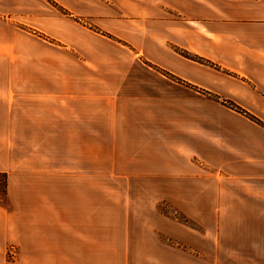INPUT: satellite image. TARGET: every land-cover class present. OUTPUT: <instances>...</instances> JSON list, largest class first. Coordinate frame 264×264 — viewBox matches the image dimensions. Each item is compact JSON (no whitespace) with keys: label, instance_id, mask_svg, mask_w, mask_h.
<instances>
[{"label":"crops","instance_id":"1","mask_svg":"<svg viewBox=\"0 0 264 264\" xmlns=\"http://www.w3.org/2000/svg\"><path fill=\"white\" fill-rule=\"evenodd\" d=\"M48 1L0 0V39L19 52L0 80V264L12 244L15 264H100L101 191L86 208L71 174L101 182L103 167L117 183L180 185L141 224L127 194L110 264H182L187 251L186 263L264 264V0ZM17 30L49 50L27 52Z\"/></svg>","mask_w":264,"mask_h":264},{"label":"rangeland","instance_id":"2","mask_svg":"<svg viewBox=\"0 0 264 264\" xmlns=\"http://www.w3.org/2000/svg\"><path fill=\"white\" fill-rule=\"evenodd\" d=\"M45 1L50 2L48 0H45ZM18 10L19 11H17V12H19V13L29 12L28 6L26 8L19 7ZM2 29L3 28L0 27V32L3 31ZM17 31H18V33H20L21 36L20 35L15 36V43L21 42L23 45L26 46V48L29 49L27 52L35 53V55L36 54L37 55L38 54L43 55L49 50L48 49L49 44H47L46 41L39 40L37 38H34L32 35L27 34L26 33V32H28L27 30H25L26 32H21L19 30H17ZM13 35H15V34H11L10 37ZM8 41H9L8 39H3V38L0 39V80H7V81L11 80L12 81L14 79L15 73L13 72L11 67H12L13 63H17L15 55H17L19 52L17 51L15 46L7 47ZM23 53H25V52H21L20 54H23ZM182 55L186 57L188 54L182 53ZM22 58L28 59L27 56H23ZM186 58L200 62V63L203 62L200 59H198L194 56H190V55H188V57H186ZM19 59L20 58H18L17 60H19ZM18 73L20 74L19 71H18ZM28 75H27V77H25L26 79L29 78ZM5 138L7 140V143H9V144L13 143V144L17 145V143H18V144H22V146H26V145H28V146L39 145L40 146V144H42V143L51 142L53 144V142H54V140L51 141V139H49L50 137L11 136V135H9ZM54 138L55 137H53V139ZM56 139H58L57 143L60 144L61 137H56ZM57 143H54V144H57ZM71 144H72V141H71ZM54 149H57L56 145H55ZM84 169H85V174L84 173H77V172L71 174V181L73 180L72 179L73 176H75L74 179L79 178L77 180V183L79 186L78 190H80V192H81V190L83 191L81 193V197L84 196L86 198V201H85L86 208L88 206V198H89L88 194H89V192L93 191L95 189L96 195H97V192L101 191V194H100L101 215L100 214H99V216L96 215L97 227H95L96 231L94 234H95V238L97 240L100 239V242H101L100 246H101V261L102 262L100 264H110L109 263V255H110V248H109L110 242L109 241H110V235H113V231H110V224L112 223L111 221H115L116 219H118L119 216H117V215H118V212L121 209V207H126L127 194H129V197H130L131 206H133V209L138 211L137 218L139 220H137L136 223L141 224L142 220H149L151 218V215L149 213V208L151 207L150 204L152 202L151 198L152 197L154 198V196L161 195L160 193L162 190H164V188L169 187L171 189H174L176 187L179 188L180 185L174 186V185L137 184V183H131V184L127 185L125 183L113 182L114 178L111 177V175L112 174L115 175L116 173H113L112 172L113 169H111L109 167H103L102 168V172H103L102 181L98 182V179L94 177L97 175V173H96V175H94L92 168H84ZM98 188H99V190H98ZM181 188L188 189L189 185L183 184V185H181ZM8 189H9V175H8ZM8 189H7L6 198L3 200L0 197L3 200L4 204H6L7 199H8ZM127 190H128V193H127ZM162 194L164 195V193H162ZM153 202L155 203L154 205H157V200H153ZM167 202H168L167 200L158 201V205H157L159 208V212H161L162 214H165V215L173 212L171 210V207H173L172 204L170 202H168V203ZM178 204H181L183 208L188 207V201L186 204L185 200L178 201ZM96 205H97V196H96ZM5 206H7V205H5ZM122 216H123V214H122ZM146 216H147V219H145ZM177 218H181V217H177ZM183 222H187V224H190L189 220L183 221ZM98 227H100L101 229L97 230ZM139 229L141 231V227ZM167 242L170 243L171 241L166 240V243ZM75 246L76 245H74V247ZM87 251H88V249H86V253H87ZM121 251H122V249L119 248V252H121ZM181 255L183 257H188V258H182L183 259L182 264H196V263L184 262V261H189L190 253H188V251H187V253H185V252L181 253ZM18 258H19V248L14 244L10 245L7 248L6 264H15L17 262ZM119 261H120V258H119ZM117 264H123V263L119 262Z\"/></svg>","mask_w":264,"mask_h":264},{"label":"trees","instance_id":"3","mask_svg":"<svg viewBox=\"0 0 264 264\" xmlns=\"http://www.w3.org/2000/svg\"><path fill=\"white\" fill-rule=\"evenodd\" d=\"M188 57V55L186 56ZM239 112L243 113V111L238 110ZM244 114L248 115L244 112ZM250 118L253 121H256L253 117L250 116ZM256 122H259L258 120ZM7 189H8V174L7 173H0V197L4 200L7 195Z\"/></svg>","mask_w":264,"mask_h":264}]
</instances>
